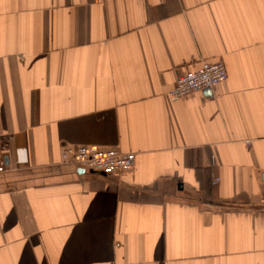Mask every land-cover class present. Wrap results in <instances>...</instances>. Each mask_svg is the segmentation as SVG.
Listing matches in <instances>:
<instances>
[{
	"label": "crops",
	"instance_id": "0c3cea01",
	"mask_svg": "<svg viewBox=\"0 0 264 264\" xmlns=\"http://www.w3.org/2000/svg\"><path fill=\"white\" fill-rule=\"evenodd\" d=\"M1 162L0 264H264V0H0Z\"/></svg>",
	"mask_w": 264,
	"mask_h": 264
},
{
	"label": "built area",
	"instance_id": "2783aa9c",
	"mask_svg": "<svg viewBox=\"0 0 264 264\" xmlns=\"http://www.w3.org/2000/svg\"><path fill=\"white\" fill-rule=\"evenodd\" d=\"M227 71L222 61L201 60L190 65L189 69L175 82L168 93L171 101H176L193 91L211 90L224 81ZM61 158L82 169H93L106 174L131 170L135 165V154L118 148H100L94 145H66L61 148ZM4 163L1 162L0 171ZM218 180L216 179L215 182Z\"/></svg>",
	"mask_w": 264,
	"mask_h": 264
},
{
	"label": "water",
	"instance_id": "95a60500",
	"mask_svg": "<svg viewBox=\"0 0 264 264\" xmlns=\"http://www.w3.org/2000/svg\"><path fill=\"white\" fill-rule=\"evenodd\" d=\"M79 170H80V172H83L85 169L80 168Z\"/></svg>",
	"mask_w": 264,
	"mask_h": 264
}]
</instances>
